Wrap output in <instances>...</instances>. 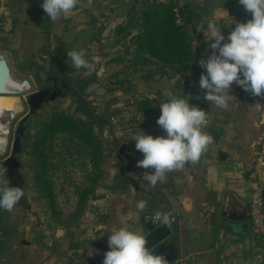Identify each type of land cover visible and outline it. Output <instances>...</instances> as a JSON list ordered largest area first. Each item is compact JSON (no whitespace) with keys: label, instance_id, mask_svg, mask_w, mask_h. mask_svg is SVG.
Returning <instances> with one entry per match:
<instances>
[{"label":"crops","instance_id":"1","mask_svg":"<svg viewBox=\"0 0 264 264\" xmlns=\"http://www.w3.org/2000/svg\"><path fill=\"white\" fill-rule=\"evenodd\" d=\"M176 1L190 14L189 31L194 46L202 49L205 59L212 54L209 47L212 40L198 26L203 24L206 30L209 20L214 19L227 37L235 23L248 14L239 0ZM0 7L8 11L9 0H0ZM151 7L148 0H82L77 6L79 11L72 16L73 24H80L85 33L87 42L82 48L101 50L103 39L115 38V43L101 46L103 50H137L134 39L137 32L126 35L123 30L131 22L140 23L143 12ZM92 30L98 34L91 36L88 32ZM93 37L99 43H91ZM159 66L162 73L154 79L145 78V87L158 81L154 86L159 87L161 103L174 94L206 111L216 143L209 146L198 164H188L183 170L170 173L167 182L156 187L143 180L145 172L154 170L137 166L144 154L136 149V143L126 146L118 159L122 174L114 178L115 183H122L121 187L118 184L110 192L100 193L95 202L98 208L86 205L75 207L68 214L61 213L55 190V203L48 209H27L21 205V198L18 212L3 211L7 219L1 224L5 238L0 264H103L87 259L89 243L101 244L121 227L141 231L145 229L144 217L157 211L175 218L170 224L173 234L167 241L166 253L176 258L170 264H264V247L254 236L250 222L247 177V164L264 131V96H253L234 83L230 93L234 98L229 107L219 108L203 98L206 90L201 89L199 82L206 69L193 65L176 74ZM161 136L166 133L161 131ZM221 154H227L228 158L221 160ZM260 176L264 186V168ZM75 197L79 199L77 193ZM116 200L123 201L116 206ZM141 200L147 201L144 211L136 207ZM15 213L22 215L24 221H9Z\"/></svg>","mask_w":264,"mask_h":264},{"label":"rangeland","instance_id":"2","mask_svg":"<svg viewBox=\"0 0 264 264\" xmlns=\"http://www.w3.org/2000/svg\"><path fill=\"white\" fill-rule=\"evenodd\" d=\"M19 1L18 4L17 0H9L8 11L0 7V55L7 59L17 79L31 83L29 90L17 95L22 110L13 120L9 153L21 119L29 112V96L51 87L54 79L65 81L70 88L64 97L45 104L24 124L26 132L22 140L21 161L26 186L22 189L21 205L27 209L52 208L49 198L40 199L43 193L37 188V176L45 160L49 165H57L43 173L47 176L45 179L54 184L61 213L68 214L80 207V199L75 197L80 184L95 189V199H89L87 206L98 208L95 202L100 193L110 192L118 184L121 187L122 183L114 182L115 175L122 174L118 167L119 155L124 154L121 149L135 144L133 137L142 132L159 137L164 131L157 124L161 115V96L159 87L154 84L158 81L151 87L144 85L145 78H156L161 67L133 60L132 50H103V45L117 41L105 38L104 43L100 42L101 50H86V59L94 68L91 71L74 69L67 53L84 49L82 46L87 42L84 31L80 30L82 26L73 24L72 16L79 10L76 8L68 16L53 22L42 8L44 0L33 4L27 0ZM88 33L91 36L98 34L96 30ZM96 39L93 37L91 43ZM5 118L0 117V121ZM65 119L81 123V126L69 125ZM88 129L92 132L91 138L86 137ZM43 139L46 141L40 143ZM7 155H0V166ZM122 201L116 200V206ZM17 206L13 209L15 212H18ZM3 211L0 208V230L7 219ZM24 219L15 213L9 221L20 223ZM26 221L30 220L26 218ZM147 229L145 225L141 232L146 234Z\"/></svg>","mask_w":264,"mask_h":264},{"label":"clouds","instance_id":"3","mask_svg":"<svg viewBox=\"0 0 264 264\" xmlns=\"http://www.w3.org/2000/svg\"><path fill=\"white\" fill-rule=\"evenodd\" d=\"M81 3L82 0H44L42 8L55 22L71 14ZM239 3L251 13L252 19L246 23L236 22L227 37L214 19L209 20L206 30L203 24L198 26L200 31L210 34L212 40L211 56L199 61L206 69L199 82L201 89L206 90L203 98L223 109H227L234 98L230 95L234 83L253 96H264V0H239ZM86 55L84 49L69 51L71 67L91 71L94 65ZM160 107L157 124L166 136L154 137L142 132L132 139L136 149L144 154L137 166L154 170L143 174V180L151 187L167 182L170 173L181 171L188 164H198L214 143V138L205 131L209 126L206 111L174 94H170ZM7 171L0 166V208L11 212L24 191L9 186ZM136 207L144 211L147 201H139ZM146 219L167 226L172 222L169 214L160 211ZM108 243L110 250L104 254L103 264H168L165 256L146 247L147 236L139 230L121 227L111 233Z\"/></svg>","mask_w":264,"mask_h":264},{"label":"trees","instance_id":"4","mask_svg":"<svg viewBox=\"0 0 264 264\" xmlns=\"http://www.w3.org/2000/svg\"><path fill=\"white\" fill-rule=\"evenodd\" d=\"M179 7L176 0L168 3L152 4L151 9L143 12L141 21L131 22L123 32L126 35L136 31L134 36L136 49L131 52V56L135 61H141L145 65L157 64L170 68L176 74H182L184 70L191 66L201 68L199 61L203 58L202 49L194 46V40L189 31L192 23L190 14H188V24L186 26L179 25L174 13L175 8ZM245 21L252 19L251 13L242 16ZM64 119V117H63ZM69 125L81 126L73 120L65 119ZM50 132V131H49ZM51 134V132H50ZM86 137H93L92 132L88 129ZM41 140L40 143L45 142ZM57 165H49L43 160L41 168L37 176V188L43 193V197L49 198L52 205L55 203L54 184L43 173L45 169L56 167ZM98 166V165H97ZM77 195L80 199V207L87 205L89 199H95V189L83 184L78 185ZM4 233V231H3Z\"/></svg>","mask_w":264,"mask_h":264},{"label":"water","instance_id":"5","mask_svg":"<svg viewBox=\"0 0 264 264\" xmlns=\"http://www.w3.org/2000/svg\"><path fill=\"white\" fill-rule=\"evenodd\" d=\"M11 68L5 57L0 55V95H19L24 90L31 88V83L28 80L24 81L25 88L21 91L13 90V82L11 79ZM67 86L66 84H64ZM58 97H64L60 90L51 93L49 89L40 90L32 93L28 98L29 112L21 119L19 129L17 131L12 151L9 153V135L13 130V120L16 117L14 114H9L6 118L0 121V155L7 157L3 161V166L7 168V177L9 178L10 187H20L24 189L26 180L23 175V163L21 155L23 153L22 140L25 136L26 128L25 122L31 115L39 111L45 104L56 100ZM227 154H221L220 159L226 160ZM173 231L170 225H160L157 228L146 233L148 244L146 247L149 250L156 251L157 255H163L168 261V264L173 262L176 258L172 253H166L169 249L167 241L172 236Z\"/></svg>","mask_w":264,"mask_h":264},{"label":"built area","instance_id":"6","mask_svg":"<svg viewBox=\"0 0 264 264\" xmlns=\"http://www.w3.org/2000/svg\"><path fill=\"white\" fill-rule=\"evenodd\" d=\"M159 0H148L149 4H154ZM177 23L182 26L188 24V14L183 11L181 7H177L174 10ZM244 19L240 18L239 23H243ZM213 138L214 145L216 143V138L209 126L205 129ZM211 146V145H210ZM264 168V131L262 137L257 143L256 150L253 157L247 164V177L249 182L250 191V222L254 236L262 243L264 247V186L261 181V170ZM154 214L146 215L144 217V223L147 226V233L151 230L160 226V222L157 221L155 224L146 217H151ZM171 221L175 222V218L170 216ZM4 233L0 230V256L3 252L4 243ZM109 243L107 244H91L86 249V257L89 261L94 263H101L104 260V254L109 251Z\"/></svg>","mask_w":264,"mask_h":264},{"label":"bare ground","instance_id":"7","mask_svg":"<svg viewBox=\"0 0 264 264\" xmlns=\"http://www.w3.org/2000/svg\"><path fill=\"white\" fill-rule=\"evenodd\" d=\"M10 76L13 82V90L21 91L25 88L24 81L17 79L13 73ZM21 110L22 106L17 95H0V117H6L9 114H19Z\"/></svg>","mask_w":264,"mask_h":264},{"label":"flooded vegetation","instance_id":"8","mask_svg":"<svg viewBox=\"0 0 264 264\" xmlns=\"http://www.w3.org/2000/svg\"><path fill=\"white\" fill-rule=\"evenodd\" d=\"M64 84H66L67 86H65ZM45 89H49L51 93L55 92L56 90H60L64 94V96L70 90L69 85L65 81L59 82L57 79H54L53 85L51 87H45L42 90H45Z\"/></svg>","mask_w":264,"mask_h":264}]
</instances>
